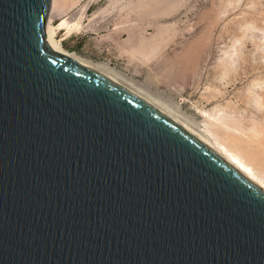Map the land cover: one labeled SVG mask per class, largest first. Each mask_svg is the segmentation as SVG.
<instances>
[{
    "label": "water",
    "instance_id": "95a60500",
    "mask_svg": "<svg viewBox=\"0 0 264 264\" xmlns=\"http://www.w3.org/2000/svg\"><path fill=\"white\" fill-rule=\"evenodd\" d=\"M0 0V264H264V193Z\"/></svg>",
    "mask_w": 264,
    "mask_h": 264
},
{
    "label": "rangeland",
    "instance_id": "374dc122",
    "mask_svg": "<svg viewBox=\"0 0 264 264\" xmlns=\"http://www.w3.org/2000/svg\"><path fill=\"white\" fill-rule=\"evenodd\" d=\"M50 18L82 20L57 30L68 52L108 63L203 129L215 124L264 174V0H58Z\"/></svg>",
    "mask_w": 264,
    "mask_h": 264
},
{
    "label": "bare ground",
    "instance_id": "6f19581e",
    "mask_svg": "<svg viewBox=\"0 0 264 264\" xmlns=\"http://www.w3.org/2000/svg\"><path fill=\"white\" fill-rule=\"evenodd\" d=\"M57 8L58 0H53L52 12ZM67 18L69 19L70 17ZM68 19L63 20L58 27H55L52 24L51 18L47 23L46 35L48 43L54 49L111 78L115 82L119 83L120 85L124 86L128 90L132 91L136 95L140 96L144 100L148 101L152 105L167 113L193 137H195L199 142H201L206 148H208L217 157H219L227 165H229L233 170H235L238 174H240L249 182L254 184L259 190L264 193V174L260 172L251 161L246 159L240 151L234 149L232 146H229L227 142H225L224 138H222L218 133L214 132L211 127H213L215 124L213 125L212 123H209L210 126L212 125L211 127L205 124L206 126L203 129L200 125L193 122L190 117L183 114L180 108L171 106L162 99H159L160 97L157 98L156 95L154 96L148 90L144 89L142 86L137 84L135 81L121 74L119 71L115 70L108 63H97L93 62L92 60L87 61L74 53L68 52L62 46L61 41L57 39V30L67 29L70 33L73 30H79L82 27L83 22L82 20H79L77 23L72 24L70 22L71 20L69 21ZM218 120L222 125L227 126L226 122L221 121L220 119Z\"/></svg>",
    "mask_w": 264,
    "mask_h": 264
}]
</instances>
